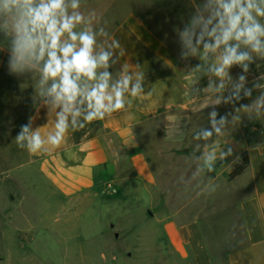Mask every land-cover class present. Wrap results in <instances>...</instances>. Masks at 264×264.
<instances>
[{"label":"crops","instance_id":"crops-1","mask_svg":"<svg viewBox=\"0 0 264 264\" xmlns=\"http://www.w3.org/2000/svg\"><path fill=\"white\" fill-rule=\"evenodd\" d=\"M99 17L102 23L106 22L109 39L119 40L124 50L120 62L112 69L114 75L122 67L131 73L143 72L145 93L138 98L128 96L131 107L75 132L70 130L57 148L45 144L47 152L27 151L29 157L69 156L77 159L79 172L87 174L91 168H99L115 187L125 179L140 180L147 196L153 191L161 193L156 206L144 208V216L148 220L156 219L158 226L161 225L158 236L161 253L166 255L172 250L181 263L264 264V119L249 120L241 112L239 121L233 123L229 118L228 125L222 129L223 135L213 133L204 139L202 133L212 129L209 114L213 108L194 110L202 102L203 93L194 101V89L186 76L198 61L180 59L181 47L173 28L162 20L149 21L133 14L117 17L110 13ZM239 71L233 69V76ZM260 71H264V64L254 66L253 74ZM207 83V77H203L196 87L203 88ZM256 95L253 94V99ZM215 110L219 120L231 108L221 105ZM46 111L35 105L30 113L33 129L38 128L42 137L54 131L55 110L45 118ZM229 149L231 153L221 157ZM245 150L248 168L227 180ZM213 156L214 159H209ZM199 160L204 163L200 169L203 180L192 183V167ZM119 167L133 171L134 175L123 178ZM166 184H174L167 196ZM216 191L223 197L219 208L210 204ZM183 194L187 198L172 208L174 199ZM192 205L194 208L187 213L186 209ZM221 213L226 217L224 224L230 225L223 240L225 248L217 253L210 250L202 221Z\"/></svg>","mask_w":264,"mask_h":264},{"label":"clouds","instance_id":"clouds-1","mask_svg":"<svg viewBox=\"0 0 264 264\" xmlns=\"http://www.w3.org/2000/svg\"><path fill=\"white\" fill-rule=\"evenodd\" d=\"M188 3L190 10L173 32L180 59L198 61L186 76L193 100L203 93L194 110L213 108L212 129L204 131L203 138L223 135L229 118L235 123L241 112L249 120L264 119V71L253 74L254 66L264 64V0ZM105 24L95 10L83 9V0H0V70L31 84V102L47 109L45 118L55 110L54 131L42 137L30 116L15 137L18 147L32 154L47 152L45 144L57 148L70 130L131 107L127 97L145 93L143 72L122 67L114 75L112 69L124 50L119 40L109 39ZM236 68L240 71L234 77ZM203 77L207 85L196 87ZM221 105L231 111L217 120L215 109Z\"/></svg>","mask_w":264,"mask_h":264},{"label":"rangeland","instance_id":"rangeland-1","mask_svg":"<svg viewBox=\"0 0 264 264\" xmlns=\"http://www.w3.org/2000/svg\"><path fill=\"white\" fill-rule=\"evenodd\" d=\"M83 9L95 10L98 16L133 14L162 20L173 28L190 5L188 0H83ZM21 83L0 70V264H189L181 263L172 250L161 253V225L144 216V208L156 206L161 193L147 196L140 180L125 179L115 187L99 168L81 173L75 158L33 159L17 146L15 137L35 106L31 84ZM202 163L193 164L192 183L203 180ZM118 170L123 178L134 175L125 168ZM173 185L166 184V196ZM113 187L116 194L110 192ZM185 198L183 194L174 199L171 207ZM210 204L223 205L220 191ZM225 218L221 213L202 221L213 252L225 248L230 225L224 224Z\"/></svg>","mask_w":264,"mask_h":264},{"label":"trees","instance_id":"trees-1","mask_svg":"<svg viewBox=\"0 0 264 264\" xmlns=\"http://www.w3.org/2000/svg\"><path fill=\"white\" fill-rule=\"evenodd\" d=\"M160 136V133H158ZM249 166V157L247 151H243L239 156V161L236 165L233 166L231 171L227 175V180H232L236 176L242 174Z\"/></svg>","mask_w":264,"mask_h":264},{"label":"built area","instance_id":"built-area-1","mask_svg":"<svg viewBox=\"0 0 264 264\" xmlns=\"http://www.w3.org/2000/svg\"><path fill=\"white\" fill-rule=\"evenodd\" d=\"M110 192L113 193V194H116V189L114 187L110 188Z\"/></svg>","mask_w":264,"mask_h":264}]
</instances>
